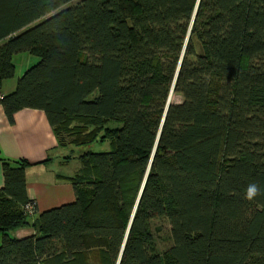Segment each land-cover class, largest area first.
I'll list each match as a JSON object with an SVG mask.
<instances>
[{
  "label": "trees",
  "instance_id": "trees-1",
  "mask_svg": "<svg viewBox=\"0 0 264 264\" xmlns=\"http://www.w3.org/2000/svg\"><path fill=\"white\" fill-rule=\"evenodd\" d=\"M0 43V92L39 59L0 95L10 123L109 144L40 214L3 159L0 264H264V0H0Z\"/></svg>",
  "mask_w": 264,
  "mask_h": 264
},
{
  "label": "crops",
  "instance_id": "crops-1",
  "mask_svg": "<svg viewBox=\"0 0 264 264\" xmlns=\"http://www.w3.org/2000/svg\"><path fill=\"white\" fill-rule=\"evenodd\" d=\"M25 54L20 56L29 58L28 63L31 65L36 59L25 57L33 56ZM16 58L18 56H14V63ZM18 79L15 75L6 80L0 95L14 92ZM63 149L44 111L23 109L14 115V122L10 123L0 103V188L5 184L3 159L28 161L31 166L26 170L27 190L39 214L77 199L73 184L60 176H72L80 166L73 168L70 165L73 161L62 156ZM31 233V229H21L16 235L26 236Z\"/></svg>",
  "mask_w": 264,
  "mask_h": 264
},
{
  "label": "rangeland",
  "instance_id": "rangeland-1",
  "mask_svg": "<svg viewBox=\"0 0 264 264\" xmlns=\"http://www.w3.org/2000/svg\"><path fill=\"white\" fill-rule=\"evenodd\" d=\"M21 54H18L16 56H18V58H16L15 60V64L17 65V78H20L24 72L29 69L30 67L34 66L39 59L35 56H29L28 53L25 55V57H32L33 59H36L33 63H31V65L28 63V59L29 58H22L24 56H20ZM174 101L176 102H181V97L180 96H174ZM109 150V144L105 143V144H101V143H92L90 145L87 146H69L67 148H64L61 152L62 156H71L72 157V163L70 164L73 168H75L76 166H80V160L79 157L81 156V154H83L84 152L87 151H95V152H99V151H108Z\"/></svg>",
  "mask_w": 264,
  "mask_h": 264
},
{
  "label": "clouds",
  "instance_id": "clouds-1",
  "mask_svg": "<svg viewBox=\"0 0 264 264\" xmlns=\"http://www.w3.org/2000/svg\"><path fill=\"white\" fill-rule=\"evenodd\" d=\"M259 194H261V190L256 183H252L248 186V188L246 190V198L247 199L251 200Z\"/></svg>",
  "mask_w": 264,
  "mask_h": 264
},
{
  "label": "water",
  "instance_id": "water-1",
  "mask_svg": "<svg viewBox=\"0 0 264 264\" xmlns=\"http://www.w3.org/2000/svg\"><path fill=\"white\" fill-rule=\"evenodd\" d=\"M171 98H172V95H171V97H170L169 104H170V102H171ZM144 186H145V182H144V184H143V187H142L141 193H140V195H139V198H138V201H137V205H138L139 202H140L141 195H142L143 190H144ZM136 208H137V206H136ZM136 208H135L134 213H133V218H134V215H135V212H136ZM133 218H132V220H133ZM131 224H132V221H131ZM118 264H120V261L118 262Z\"/></svg>",
  "mask_w": 264,
  "mask_h": 264
},
{
  "label": "built area",
  "instance_id": "built-area-1",
  "mask_svg": "<svg viewBox=\"0 0 264 264\" xmlns=\"http://www.w3.org/2000/svg\"><path fill=\"white\" fill-rule=\"evenodd\" d=\"M27 210H28L30 213H33V206H32V205H28V206H27Z\"/></svg>",
  "mask_w": 264,
  "mask_h": 264
}]
</instances>
